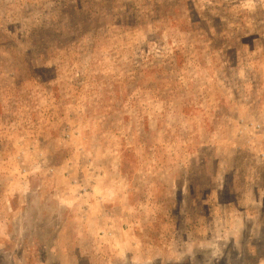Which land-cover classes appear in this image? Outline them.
Instances as JSON below:
<instances>
[{"label": "rangeland", "instance_id": "obj_1", "mask_svg": "<svg viewBox=\"0 0 264 264\" xmlns=\"http://www.w3.org/2000/svg\"><path fill=\"white\" fill-rule=\"evenodd\" d=\"M0 264H264V0H0Z\"/></svg>", "mask_w": 264, "mask_h": 264}]
</instances>
